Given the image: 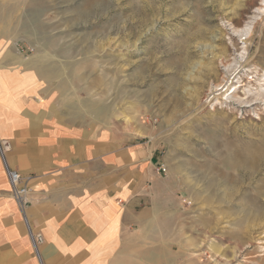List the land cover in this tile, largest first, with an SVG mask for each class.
Here are the masks:
<instances>
[{"label": "rangeland", "instance_id": "1", "mask_svg": "<svg viewBox=\"0 0 264 264\" xmlns=\"http://www.w3.org/2000/svg\"><path fill=\"white\" fill-rule=\"evenodd\" d=\"M0 5L57 113L161 140L164 197L105 264H264L263 0Z\"/></svg>", "mask_w": 264, "mask_h": 264}, {"label": "crops", "instance_id": "2", "mask_svg": "<svg viewBox=\"0 0 264 264\" xmlns=\"http://www.w3.org/2000/svg\"><path fill=\"white\" fill-rule=\"evenodd\" d=\"M12 8L0 5V264H105L122 231L142 229L164 197L163 145L149 125L57 113L40 95L38 66L15 48L21 30ZM6 164L29 177L25 215ZM25 217L43 237L37 249Z\"/></svg>", "mask_w": 264, "mask_h": 264}, {"label": "built area", "instance_id": "3", "mask_svg": "<svg viewBox=\"0 0 264 264\" xmlns=\"http://www.w3.org/2000/svg\"><path fill=\"white\" fill-rule=\"evenodd\" d=\"M0 151L3 156V149L1 145H0ZM6 170H7L9 182L11 184V193L14 199L16 200L19 208L25 215V210L28 204L30 203L29 198H28L31 192V188L29 186V177L23 176L19 171L9 168L7 164H6ZM157 170L162 173H166L167 167L161 164L157 167ZM25 221L27 223L28 232L31 236L35 249H37V246L43 241V237L42 235L35 234L32 231L31 227L29 226V223L27 222L26 217H25Z\"/></svg>", "mask_w": 264, "mask_h": 264}, {"label": "bare ground", "instance_id": "4", "mask_svg": "<svg viewBox=\"0 0 264 264\" xmlns=\"http://www.w3.org/2000/svg\"><path fill=\"white\" fill-rule=\"evenodd\" d=\"M261 1H262V0H261ZM263 3H264V0H263ZM263 7H264V6H263ZM263 7H262V8H263Z\"/></svg>", "mask_w": 264, "mask_h": 264}]
</instances>
